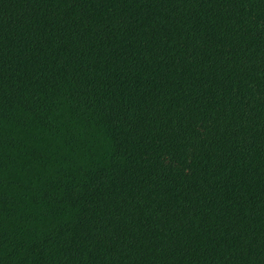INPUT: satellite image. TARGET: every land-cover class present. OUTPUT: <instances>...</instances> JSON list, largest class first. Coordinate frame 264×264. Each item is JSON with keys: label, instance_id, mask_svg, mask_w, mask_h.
<instances>
[{"label": "trees", "instance_id": "1", "mask_svg": "<svg viewBox=\"0 0 264 264\" xmlns=\"http://www.w3.org/2000/svg\"><path fill=\"white\" fill-rule=\"evenodd\" d=\"M0 264H264V0H0Z\"/></svg>", "mask_w": 264, "mask_h": 264}]
</instances>
